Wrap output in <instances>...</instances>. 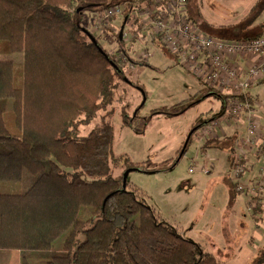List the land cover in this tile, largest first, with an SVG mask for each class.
<instances>
[{
    "label": "trees",
    "instance_id": "trees-1",
    "mask_svg": "<svg viewBox=\"0 0 264 264\" xmlns=\"http://www.w3.org/2000/svg\"><path fill=\"white\" fill-rule=\"evenodd\" d=\"M116 1L0 0V53L24 54L20 88L13 61L0 58V181L24 187L0 193V249L20 250V264H220L169 224L138 187L129 181L124 187V171L114 175L118 158L107 115L87 134L80 132L113 103L117 78L125 77L82 20L86 11L98 15ZM263 12L264 0H258L240 23L215 26L187 9L202 30L225 39L263 35L264 21L256 23ZM117 40H124L120 32ZM186 101L154 111L180 115ZM227 140L234 152L235 139ZM212 143L223 146L210 138L200 150ZM231 180L229 172L231 195L240 194ZM65 234L63 249L55 250ZM249 264H264V245Z\"/></svg>",
    "mask_w": 264,
    "mask_h": 264
},
{
    "label": "rangeland",
    "instance_id": "rangeland-1",
    "mask_svg": "<svg viewBox=\"0 0 264 264\" xmlns=\"http://www.w3.org/2000/svg\"><path fill=\"white\" fill-rule=\"evenodd\" d=\"M255 2L256 0H190V8L194 15H196L194 10H198L209 21L219 24L240 22ZM161 4L157 0H151L147 6L155 5L156 7ZM142 10L138 8L137 12L140 13ZM96 14L93 11H86L82 16L83 24L99 37L104 48L115 60L118 59L120 63L126 64L123 68L127 78L124 76L117 78L113 103L100 109L89 125H81L80 132L83 135L87 134L95 125L102 122L104 115H107L114 126V154L118 158V162L112 166L114 175L125 172L131 163L141 164L139 169L129 173L128 181L140 189L146 201L154 206L181 235L193 239L204 250L202 240L206 239V236L201 234L202 230L193 228V224L180 226L177 221L184 215H190L194 210L205 212V210H215L220 207L221 211L227 213L228 207L223 206V197L225 189L231 196V184L228 180L231 170L229 156L225 153L224 161L217 163L208 174L200 173L199 170L194 173L189 171L192 156L198 152L199 144L204 141L202 135L207 123L193 133L190 149L182 156L183 158L179 159V154L176 157L172 155L178 153H175V144L179 135L184 133V137L187 138L192 128L205 120L212 121L220 113V103L223 100L179 65L175 57L159 42L156 34L153 35V40L140 41L138 45H134L136 38H132L130 30L127 31L128 37H125L124 41H119L117 36L125 16L119 15L123 19L119 18L118 21L116 19L119 16H115L110 18V24L101 22L102 26H100L96 21L100 13ZM146 14L144 12V16ZM114 19L117 22L116 27L112 24ZM128 22H135V20L128 18ZM148 51L151 52L149 59L156 68L139 66V62L145 61L141 55ZM0 58L13 61L14 85L17 88L23 87L24 54L22 52L0 53ZM132 59L134 66L130 65ZM250 92L264 97V81L255 83ZM183 99L187 101L179 108L188 106L186 110H190L175 118L169 119L154 111L171 107L184 101ZM11 105L12 100L9 101V109ZM175 110H178V107ZM210 115L213 116L207 118ZM233 128L240 129L242 125L233 126ZM209 137L212 136L207 138ZM197 157L200 160L202 156ZM148 160L156 162L157 166H151L147 163ZM165 160L169 162L162 163ZM210 161L212 163V157ZM23 189L22 181H0V193L20 192ZM244 211L249 215L245 208ZM250 213L253 216V212L250 211ZM237 223L239 227L235 230V240H238L237 234L240 231L245 232V228L252 230L258 228L252 217L239 220ZM260 228L264 229L261 225ZM65 238L66 234L55 241V250L63 249ZM232 239L234 237L231 233L228 239L225 238L226 244L223 248L214 247L216 253L218 254L220 249L222 253L228 255V247L233 244ZM206 243L209 245L212 241L206 240ZM235 252L236 250L233 253Z\"/></svg>",
    "mask_w": 264,
    "mask_h": 264
},
{
    "label": "built area",
    "instance_id": "built-area-1",
    "mask_svg": "<svg viewBox=\"0 0 264 264\" xmlns=\"http://www.w3.org/2000/svg\"><path fill=\"white\" fill-rule=\"evenodd\" d=\"M150 1L141 0L130 5L116 1L102 11L96 21L102 26L101 22L110 24V18L119 15H124L126 22L128 18L133 19L136 16L134 20H137V17H141L142 25L157 35L159 42L175 56L178 64L197 75L213 92L228 95L223 112L204 126L203 135L212 133L221 121L230 123L231 120L242 119L246 115V134L233 157L231 178L240 195L249 198L251 208L261 206L264 202V160L258 176L247 178L245 174L250 167L251 152L259 159L264 157V127L261 121L264 102L256 99L257 101L249 103L247 100L250 83L264 78V35L246 39L214 36L203 31L189 17V0H157L162 4L156 7L147 6ZM138 8H142V12L138 13ZM144 12L147 13L145 16ZM127 34L128 32H123V37ZM248 53L251 54L252 61L240 68L234 58ZM150 55L151 52H144L141 56L146 60ZM120 65L124 67L126 64ZM130 65L134 66L133 59ZM241 95L246 98L245 101L239 99ZM210 157L206 156L202 161L193 160L189 171L209 173Z\"/></svg>",
    "mask_w": 264,
    "mask_h": 264
},
{
    "label": "crops",
    "instance_id": "crops-1",
    "mask_svg": "<svg viewBox=\"0 0 264 264\" xmlns=\"http://www.w3.org/2000/svg\"><path fill=\"white\" fill-rule=\"evenodd\" d=\"M257 2H258V0H256V2L252 5L251 9L256 5ZM188 4H189V8H190V0L188 1ZM188 4H187V9H188ZM163 5H165V3H163ZM251 9L249 10V12L251 11ZM190 10L192 11L191 8H190ZM194 11L196 12V15H197V13L201 14L202 17L208 23L215 25V26L234 25V24L240 23L242 21V19L249 13L248 12L240 20V22L238 21V22H228V23L217 24V23H213V22L209 21L198 10H194ZM135 17L133 18V20L135 19ZM119 18H122V17L119 16V17H117L116 20L118 21ZM140 18L141 17H137V20H135V21L139 22L138 26H135L134 30L132 27V30H131L132 38H136V42H133L134 45L135 44L138 45V42H140V41L144 42L146 40H153L154 33L149 32L142 25ZM116 20L114 19L112 21V24L114 26L117 23ZM263 21H264V16L262 13V15L256 20V23L263 22ZM125 22H126L125 19H124V21L122 20L123 24ZM126 37H128V36L126 35ZM140 51L141 50H139V52ZM253 59H255V57H253ZM234 61L239 65L240 68H244L248 63H250L252 61L251 54L248 53V54L237 55L234 58ZM145 62H148L149 64H151L152 66L155 67V65L152 63V61L149 59V57L145 60ZM139 66L148 67L146 65H139ZM182 67L187 69L192 75H194L200 82H202L205 85V83L197 75H195L193 72H191L185 66H182ZM263 81H264V78H259V79L254 80L250 83L249 88H248L249 98L247 99L249 103L257 101L258 99L260 101L264 102V97H261V95H259L258 93L253 94L250 92V89L252 88V86L255 83H260ZM212 93L215 95H218L219 97H221L220 99L223 100V102L221 101V103H220V106H221L220 113L213 118V119H215V118H217V116H219L222 113L221 111L223 110V105H224L225 101L228 99V98H226V97H228V95H220V94L214 93L213 91H212ZM239 99H241L242 101H245L246 98L242 97V95H241ZM183 100H186V99H183ZM191 109H193V108H191ZM188 110H190V109H187L185 112H187ZM260 112L262 114L261 109H260ZM161 115H164V114H161ZM177 116L178 115L170 116L168 118L172 119V118H175ZM211 116H213V115H210L207 118H210ZM165 117H167V116L165 115ZM209 120H205L201 124L205 125L206 123H208ZM261 121H262V124L264 127V115H262ZM238 125H242V128H240V129L233 128V126H238ZM246 128H247L246 115L242 119H238V120L233 119V120H231L230 123H226L224 121H221L220 124L214 129V131L212 133L210 132L206 135H202V138H204L203 139L204 141H202L199 144L198 152L192 156L191 160L192 161L193 160H199V158L197 156H202L200 159L202 161V160H205L206 156H211L212 157V163H210V165H211V169H214L217 163H221L224 161V159L226 158L225 153H227L229 156L230 165L232 166L233 154H234V152L236 154V151L238 150L239 145L243 140L242 138L246 134ZM215 132H216V134L214 135ZM184 136H185L184 133L179 135V138L175 144V147H176L175 153L176 152H178V153L172 155L173 157H176L178 154H180V149L186 140V137H184ZM208 136H212V137L207 138ZM228 137H232L233 139H235L234 152H233V150H231L228 147V144L230 145V143H229L230 141L227 140ZM210 138H216L218 140H221L223 143V146H218V145H215L214 143H212V146L208 147L205 152H202L200 150L201 149L200 146H202V144L207 139H210ZM189 149H190V145L188 147V150ZM181 158H183V157H181ZM257 158L259 159L258 156H256L253 152H251L250 161H249L250 167L247 169L245 177L248 178V177H253V176L259 175L260 168L262 166L264 157L259 159V160ZM210 172H211V170H210ZM229 172H231V171H229ZM200 173H202V172H200ZM203 174H208V173H203ZM228 180H229V175H228ZM224 192H225V195L223 197V206L228 207L227 213L221 211L222 208H220V207H218L215 210H209V211L205 210V212L200 211V210L199 211L194 210L190 215H188V216L184 215L177 222H178V224H180V226L183 224H184V226H185V224H193V228L201 229L202 230L201 234H205V236H206V239L202 240V242H204V247H203L204 250H206L210 253H213L219 259L220 264H240V263L249 264L253 260V258L257 255V252L260 250V248L264 245V229L260 228V225L262 227H264V202L261 205L259 211L255 212V208H251L249 205L250 200L248 197L240 195V194H237L235 196L234 195L229 196L227 189H225ZM244 208L248 211L249 215H247L245 213ZM250 211L253 212V216L251 215ZM251 217L253 218V220H254L255 224L258 226V228H255L254 230L245 228V232L240 231L237 234L238 240H235V236H236L235 230H237L239 227L237 222L239 220H243V219L251 218ZM240 218H242V219H240ZM227 228H228L229 233L227 232ZM246 230H247V232H246ZM231 233H232L234 239H232L233 240L232 246L228 247L229 254L227 255L226 253H222L220 249L218 250V254H217L214 247L219 246L220 248H223L226 244L225 238L228 239ZM242 235H243V237H242ZM206 240H210V241H212V243L208 245L206 243ZM234 250H236L235 253H233ZM20 263H21L20 250H18V249H0V264H20Z\"/></svg>",
    "mask_w": 264,
    "mask_h": 264
},
{
    "label": "water",
    "instance_id": "water-1",
    "mask_svg": "<svg viewBox=\"0 0 264 264\" xmlns=\"http://www.w3.org/2000/svg\"><path fill=\"white\" fill-rule=\"evenodd\" d=\"M126 20H127V18L125 19V21H126ZM125 23H126V22H125ZM122 37H123V31H120V38H122ZM100 50H101V52L105 53V51H104L102 48H100ZM112 65H113L114 67H118V65H117V63H116L115 61H112ZM125 78H127V77L125 76ZM144 102H145V101H144ZM202 125H203V124H200V125H198L197 127L191 129V131L189 132V134H188V136H187V138H186V140H185V142H184V144H183V147H182V149H181V151H180L179 159L184 155L185 150H186V148H187V146H188V142H189L191 136L193 135V133H194L197 129H199ZM136 169H139V168H138V167H134V166H132V167H129V168L124 172V175H123V186H124V187H125L126 184H127V181H128L127 178H128L129 173H130L131 171H133V170H136Z\"/></svg>",
    "mask_w": 264,
    "mask_h": 264
},
{
    "label": "bare ground",
    "instance_id": "bare-ground-1",
    "mask_svg": "<svg viewBox=\"0 0 264 264\" xmlns=\"http://www.w3.org/2000/svg\"><path fill=\"white\" fill-rule=\"evenodd\" d=\"M139 22L135 21V22H130V23H124L123 25H121L120 31L123 32H127L132 30V27L134 29L135 26H138Z\"/></svg>",
    "mask_w": 264,
    "mask_h": 264
}]
</instances>
